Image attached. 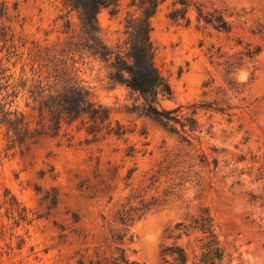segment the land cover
I'll list each match as a JSON object with an SVG mask.
<instances>
[{
    "label": "rangeland",
    "instance_id": "obj_1",
    "mask_svg": "<svg viewBox=\"0 0 264 264\" xmlns=\"http://www.w3.org/2000/svg\"><path fill=\"white\" fill-rule=\"evenodd\" d=\"M4 1L17 5L13 29L15 41L26 43L24 56L32 43L58 53L78 37L77 12L63 0ZM130 1L98 14L103 40L124 51V18L137 13ZM173 1L150 19L154 63L172 91L160 103L204 105L194 137L187 142L133 109L140 99L111 79L110 60L68 52L64 58L124 134L95 139L86 116L62 121L56 134L33 135L22 149H7L0 132V264H109L117 247L138 264H172L162 250L173 243L193 264L194 235L174 234L200 206L217 224L223 264H264V0H187V22L168 17L181 6ZM2 45V65L18 74L20 63L6 62ZM18 105L33 130L37 113L23 97ZM140 200L149 205L136 212ZM122 204L141 215L119 242L112 236L124 230L116 220Z\"/></svg>",
    "mask_w": 264,
    "mask_h": 264
},
{
    "label": "trees",
    "instance_id": "obj_2",
    "mask_svg": "<svg viewBox=\"0 0 264 264\" xmlns=\"http://www.w3.org/2000/svg\"><path fill=\"white\" fill-rule=\"evenodd\" d=\"M64 4L77 12L79 19V34L76 39L65 42L58 53L37 43L27 48L26 56L22 48L25 41L20 36L15 41L13 29L14 20L18 16L17 5L10 9L4 0H0V41L5 48V61L12 58L20 63L19 73L15 74L10 67L2 65L0 57V132L7 149L23 148L27 141L38 134H56L62 121H73L82 116L88 120L87 133L95 139L103 132L106 134H124L118 125L114 129L109 118V111L104 105L92 99L90 88L79 79L73 64L64 58L70 51L87 52L104 61L110 60V77L113 81L126 85L137 93L140 103L133 109L156 120L168 131L178 134L181 139L190 142L198 130L197 110L204 105L195 103L174 108L161 105V98H170L172 91L166 78L154 63V47L150 38L151 17L156 13L164 0H131L129 5L135 7V13H128L124 18L125 51L121 46L107 44L101 36L98 14L108 9L115 14L121 0H63ZM168 17L172 20L185 19L187 0H174ZM207 22H214L213 17H205ZM220 27L228 29V24L218 16ZM69 22H65V27ZM28 66V71L26 69ZM24 98V106L36 112L37 126L31 130L28 114L18 105ZM129 198L127 200L129 201ZM137 210H145L149 203L140 200ZM130 207L121 205L116 212V220L123 226L122 232H116L112 239L122 242L128 233V226L135 219ZM138 213L136 217H140ZM175 239L182 235H194L196 251L193 264H223L226 255L217 231V224L206 206H200L187 222H178ZM131 237V236H130ZM118 254L111 256L109 264H138L129 261L124 248L117 247ZM162 254L172 257V264H187L188 255L181 244H170L163 248ZM79 261V264H83ZM92 263V261H89ZM96 264H100L99 261Z\"/></svg>",
    "mask_w": 264,
    "mask_h": 264
}]
</instances>
